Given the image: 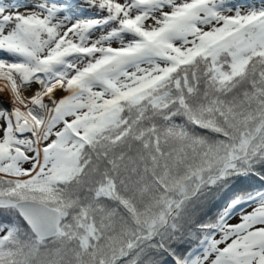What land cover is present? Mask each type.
Here are the masks:
<instances>
[{"label": "snow or ice", "instance_id": "obj_1", "mask_svg": "<svg viewBox=\"0 0 264 264\" xmlns=\"http://www.w3.org/2000/svg\"><path fill=\"white\" fill-rule=\"evenodd\" d=\"M0 264H264V0H0Z\"/></svg>", "mask_w": 264, "mask_h": 264}, {"label": "rangeland", "instance_id": "obj_2", "mask_svg": "<svg viewBox=\"0 0 264 264\" xmlns=\"http://www.w3.org/2000/svg\"><path fill=\"white\" fill-rule=\"evenodd\" d=\"M13 2H20V0H13Z\"/></svg>", "mask_w": 264, "mask_h": 264}]
</instances>
